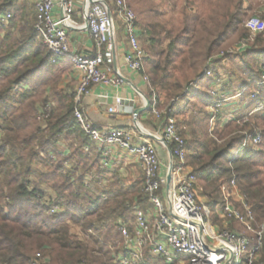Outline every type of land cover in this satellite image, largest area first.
<instances>
[{"label":"trees","instance_id":"trees-1","mask_svg":"<svg viewBox=\"0 0 264 264\" xmlns=\"http://www.w3.org/2000/svg\"><path fill=\"white\" fill-rule=\"evenodd\" d=\"M208 1L215 5L209 18L185 8L182 27L172 32L158 22L161 13L152 0H129L146 53L142 74L148 78L149 112L156 104L160 111L165 109V118H175L181 114L180 106L189 102H199L204 108L215 104L208 89L217 81L204 76L209 60L219 56L233 37L246 32L247 12L259 8L261 0ZM247 2L249 8H244ZM111 9L115 13V7ZM8 14L12 18L0 24V264H32L38 254L43 257L38 259L40 264H116L107 246L122 239L120 224L132 229L134 208L148 204L144 178L125 187L118 171L109 173L102 167V151L75 120L76 92L54 88L48 95L54 90L53 84L72 73L69 57H56L44 45L31 9L23 10L17 0H0V19ZM258 38L244 55L253 54L262 63L264 33ZM182 56L193 73L185 87L169 78ZM200 78L199 87L191 86ZM254 80H245L243 88L248 89V95L258 92V101H262L264 86ZM48 106L44 129L40 117ZM191 113L183 123L177 122V128L187 141L188 165L198 185L203 186L211 214L218 216L223 206L222 184L236 178L254 211L255 228L260 230L264 223V182L258 167L264 163V129L251 121L264 125V113L244 124L240 121L246 120L244 116H233L211 139L209 130L200 131L209 126L211 115L205 109ZM182 124L193 136L190 141L180 128ZM259 129L261 151L237 155L245 134L255 136ZM88 182L99 188L91 190ZM54 206L62 211L52 215ZM233 224L234 229H242L237 222ZM77 230L90 236L89 242L81 240ZM251 238L255 248L258 237L255 234ZM262 241L258 253L264 263V234ZM142 264L165 263L151 256L146 246Z\"/></svg>","mask_w":264,"mask_h":264},{"label":"built area","instance_id":"built-area-1","mask_svg":"<svg viewBox=\"0 0 264 264\" xmlns=\"http://www.w3.org/2000/svg\"><path fill=\"white\" fill-rule=\"evenodd\" d=\"M58 5L56 0H35L37 17L35 28L53 55L69 57L73 68L81 73L76 89L75 120L90 137L93 145L102 151L103 168L111 169L114 166V154H110L114 148H119L136 158L144 175L143 192L154 212V218L151 219L142 210L135 208L133 210L135 223L132 229L124 223L120 224L119 231L125 247L117 256V263L142 264L145 259V248L148 246L149 254L165 264H255L263 244L264 225L259 232L255 231L254 211L241 192L237 179L234 178L221 186L223 206L220 208L219 216L221 215L227 224L230 222L240 224L244 228V233L229 230L227 226L217 231L208 217L209 210L206 204L199 196L198 180L188 165L187 141L179 134L174 117L165 118V112L160 111L156 104L153 107L154 117L164 121L161 138L173 157L169 194L168 180L162 177V162L157 149L146 140L144 134L136 128L96 129L79 109L82 98L87 96L93 87L110 86L120 82L109 76L114 65L117 19L121 21L130 48L125 56V64L132 72L142 74L146 53L140 43L137 16L130 8L129 0H96V3L88 4L84 16L97 48V55L94 57L82 56L71 49L66 26L72 21L75 1L65 0L64 19L56 18L55 8ZM111 6L115 7V13L112 12ZM109 9L112 17L109 15ZM11 18L12 16L8 14L0 19V24ZM245 27L252 37L264 33V21L257 17L249 19ZM247 43L242 42L239 51L247 48ZM213 60L215 61V58L210 60L209 67L204 72L205 77L211 76ZM262 77L264 80V74ZM144 80L148 83L147 77L144 76ZM200 80L201 78L197 79L192 85H198ZM227 100L228 98H224L223 102L218 103L215 106L217 110ZM49 109L50 106L40 117L44 129L47 127ZM261 109H264V106ZM230 120L231 118L228 122ZM261 137V131L255 136L246 133L237 155L245 151H255L261 144ZM51 211L52 214L61 212L58 206H54ZM252 234L257 235L258 245L250 251ZM41 258V254H38L32 264H40L38 259Z\"/></svg>","mask_w":264,"mask_h":264},{"label":"rangeland","instance_id":"rangeland-1","mask_svg":"<svg viewBox=\"0 0 264 264\" xmlns=\"http://www.w3.org/2000/svg\"><path fill=\"white\" fill-rule=\"evenodd\" d=\"M152 4L153 6H156L161 13L160 16L157 18L158 22L162 24L163 26H165L167 29L171 30L172 32H176L182 27L183 12L185 8H189V12H191L192 14L202 15L205 19L209 18L215 10V5L213 3H210L208 0H152ZM254 6H255V3H254ZM142 8L143 7H141V9ZM244 8H249L248 2L244 5ZM254 17L260 18L264 21V0H261L259 8H255L254 11L247 12V18L244 19V25L246 24V22H248L249 19L254 18ZM241 30L243 31V29ZM245 30L246 32L243 31L240 35L233 37V39L228 43L227 47L224 48L222 51H220L219 56L218 55L215 56V61L213 60V67L211 68V76L207 78H215L217 81L214 87H210L208 89V92L211 94V96L215 97V104L213 106L204 108L200 105L199 102L192 101V102H189L187 104L180 106L179 110L181 114L175 117L177 122L183 123L185 120H187V118L191 116L192 114L191 110H203L204 111L205 109L206 113L211 115L210 123H209V126L202 127L203 129H201L200 131L202 133V132H206L209 130V134L211 133L212 136L209 135L208 139L213 138V136L216 137L214 132H216L217 130H223L224 124H227L228 120L231 117L233 118V116L235 118L244 116L245 117L244 119L246 120H240L243 122L242 124H244L245 122H248L249 120H251L254 116L256 115L260 116L264 113V109H261L264 106V100L258 101L259 93L255 92V93L248 95L247 94L248 89L243 88V84L245 80L247 79H249L250 81L255 79L253 81L254 83H256L257 85L259 84V86H264V80L262 77L264 74V61L262 63H259L260 61L253 54L244 55L250 47L254 46L257 43V40L259 39L258 37L260 35L256 37H252L250 32L246 29V27H245ZM244 33H246V37L242 38L241 36H243ZM244 41L248 42L247 43L248 47L239 51V47L241 46V43ZM140 43H141V46L144 48V43L142 40H140ZM257 46L259 48V46L261 45L258 44ZM216 61H220V62H216ZM257 72H259V74L262 75L261 80L258 79L259 74ZM192 76H193V73L191 72L188 63L183 62V56H182L178 62L177 67L174 69L172 75L169 76V78L173 79L174 83L178 82L179 84L185 87L186 84H188L189 81H191ZM62 84H63V80L62 82L53 84V89L56 88V90H62L63 88ZM199 84L196 86H193V85L191 86L199 87L200 86ZM228 84H230V86L226 88ZM68 88L74 90L72 83L66 85L64 89L67 90ZM54 91L55 89L52 92L50 91L48 95L53 94ZM224 98H228V100L226 101V103H223L224 105L217 110L215 106L218 103L223 102ZM161 101L163 102V99H161ZM161 111L164 112L165 109L162 108ZM212 115H214L213 117H215L214 120H213ZM251 122L252 124L260 125L259 127L261 129H264V125L261 122L256 123L255 120H252ZM180 128L181 130L186 131V137L190 141L193 138V136L190 134L191 133L190 130L187 127H185L183 124L180 125ZM261 129H259V131H261ZM219 142L222 143V141H219ZM255 151L258 153L261 151L260 145H259V148H257ZM101 165L103 166V160L101 161ZM105 169L109 173H112L115 171L114 166L111 169H108V168H105ZM258 169H259V178L260 180H262V182H264V163L260 165ZM136 176L139 182H141L144 178L141 176V174L138 173V171H137ZM87 179H90V178H87ZM230 180H226L225 182H229ZM120 182L122 186H125L122 183L123 182L122 177L120 178ZM88 183H89L88 187H91V190L93 191H96L97 188H99L98 186H94L92 182H88ZM125 187H127V185ZM198 187H199V196H201V200L207 206V200L203 197V194H202L203 186L198 185ZM239 187L241 189V192L245 195L242 189V185L240 183H239ZM44 188L47 194L51 195V191L46 187ZM105 188L107 189L108 186H106ZM97 193L99 195L100 194L102 195L101 192H97ZM208 210H209L208 217L213 222L214 227L217 229V231L223 230L225 226H227L229 230H236L234 229L233 222H230V224H227V222H225L226 220L222 219L221 215L219 216V213L217 216V215L211 214L209 208ZM60 211L62 210L60 209ZM50 212L52 214V211ZM52 215H55V214H52ZM263 225L264 223L262 224V226ZM254 229L256 232L260 231V230H257L256 228ZM236 231L244 233V228L242 227V229L240 228L239 230H236ZM77 234L81 240H85L89 242L90 236H87L85 233H81V231L79 230H77ZM124 247H125V244H124L123 237L119 242H114L113 244H109L107 246V250H109L111 254L115 257L116 264H118L116 258L121 252L124 251ZM252 249L253 247L250 248V251ZM256 260L257 261L255 263H258V264L263 263L262 262L263 257L261 253L260 254L258 253Z\"/></svg>","mask_w":264,"mask_h":264},{"label":"crops","instance_id":"crops-1","mask_svg":"<svg viewBox=\"0 0 264 264\" xmlns=\"http://www.w3.org/2000/svg\"><path fill=\"white\" fill-rule=\"evenodd\" d=\"M17 1L19 2L20 8L22 7L23 10L24 8L26 10L31 9L36 14L35 0ZM56 1L59 5L55 8V15L56 18H61L63 2L62 0ZM74 1L75 10L72 21L68 23L66 28L70 37L71 49L73 52L82 56L94 57L97 55V48L91 37L84 16L85 10L89 7L88 4L91 1L88 3V0ZM115 38L114 65L109 76L113 80H119L120 82L110 86L93 87L91 92L82 98L79 107L88 122L99 130L136 128L134 125L135 111L146 106V99H148L149 86L144 80V75L132 72L125 64V56L130 48L119 19L116 21ZM80 77L81 73L73 68L72 73L64 76L62 89L72 83L74 91L76 92ZM139 122L147 133L162 139L163 120H157L151 112L147 111L139 116ZM146 140L156 147L162 162V177L168 180L171 162L169 148L163 142L157 141L154 138L146 136ZM110 154H114L115 171H118L121 175L123 185L129 186L132 183L138 182L136 176L137 171L144 177L141 165L135 157L130 156L127 152L119 148H114ZM135 208L142 210L151 219L154 218L153 208L149 202L146 206L138 205ZM134 223L135 218L132 226Z\"/></svg>","mask_w":264,"mask_h":264},{"label":"water","instance_id":"water-1","mask_svg":"<svg viewBox=\"0 0 264 264\" xmlns=\"http://www.w3.org/2000/svg\"><path fill=\"white\" fill-rule=\"evenodd\" d=\"M90 1H91L92 3H96V0H90ZM64 4H65V0H63L62 8H63ZM109 15H110V17H112V12H111L110 9H109ZM61 19H64V12H62ZM85 20H87L86 17H85ZM66 27H67V26H66ZM146 102H147V103H146V106H144V107H142V108H140V109H137V110L135 111V114H134V125H135L136 129H137L139 132H141L142 134H144V135H146V136H148V137H150V138H154V139L157 140V141L164 142L163 139H159V138L155 137L154 135H151V134L147 133V132L142 128V126H141V124H140V122H139V116H140L141 114H143L144 112L149 111L150 108H151V103H150V101H149L148 99H146ZM170 158H171V162H170V171H169V174H168V192H169V194H170V191H171V170H172V165H173V157H172V155H170Z\"/></svg>","mask_w":264,"mask_h":264}]
</instances>
